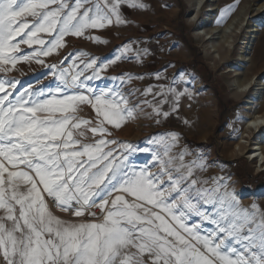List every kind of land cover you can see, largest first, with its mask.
<instances>
[{"label": "snow or ice", "instance_id": "snow-or-ice-1", "mask_svg": "<svg viewBox=\"0 0 264 264\" xmlns=\"http://www.w3.org/2000/svg\"><path fill=\"white\" fill-rule=\"evenodd\" d=\"M122 4L147 7L141 0H0V264H264V210L243 207L223 177L197 175L207 165L174 152L176 133L150 138L152 148L108 139L106 124L120 129L143 112L122 91L143 77L113 76L117 86L98 90L89 81L127 59L130 44L99 64L70 54L75 71L50 66L55 87L21 90L8 78L19 63L42 64L67 36L126 23ZM21 45L33 50L22 53ZM159 87L154 99H161L143 103L150 117L167 118V96L175 110L184 93ZM82 105L96 113L95 126L78 115ZM137 151L150 153L152 163L135 165ZM53 208L84 219H61Z\"/></svg>", "mask_w": 264, "mask_h": 264}, {"label": "rangeland", "instance_id": "rangeland-1", "mask_svg": "<svg viewBox=\"0 0 264 264\" xmlns=\"http://www.w3.org/2000/svg\"><path fill=\"white\" fill-rule=\"evenodd\" d=\"M141 2L147 7L139 9L121 5V16L126 23L90 30L84 37L67 36L63 48L57 49L56 53L48 57H40L42 64L35 61L19 63L16 69L7 73L8 78L20 81L18 88L21 90L25 87L35 90L45 85L55 87L59 81L52 75L54 69L50 66L55 64V71H75L72 67L74 56L70 54L86 53L84 59L96 57L99 64L111 60L122 46L130 44L132 51L126 53L127 59L110 65L101 73L102 79L89 81L92 87L98 90L117 86L119 82L110 79L113 76L130 74L133 77H143L133 79L122 87L125 94L131 93V104L140 103L143 112H139L135 120L128 121L120 129L106 124L105 127L113 133L108 139H116L137 148H152L154 146L148 143L150 138L159 134L176 133L179 141L174 152L186 150L190 153L185 156V162L197 156L203 157L207 169L197 175L209 180L213 177H223L228 190L236 195L243 207L256 204L264 210V172L257 173L255 163L248 159L251 148L242 154L235 153L242 138L245 119L241 116V110L245 98L238 97L231 91V78L225 71L237 57L240 36L235 38L233 54L230 55L220 48L221 60L214 63L212 44L196 36V26L189 21L191 0ZM210 4L213 5L212 8H207ZM207 5L202 10L199 22L203 23L207 11L212 9L215 13L213 24L209 27L212 28L224 26L241 9L248 16L252 15L254 9L264 5V0H209ZM260 15H264V9ZM26 19L31 22L33 18ZM39 35L42 39H51L45 33ZM88 35L99 37L106 43L94 42L86 38ZM259 36L252 54L253 63L242 64L239 69L241 78L259 73L264 80V23L259 27ZM216 40L223 45L217 36ZM38 47L39 45H33V48ZM189 47L195 49L196 53L190 51ZM21 50L25 53L33 49L21 45ZM137 51L140 52L139 60L136 58ZM88 74L90 72L85 73ZM157 74H160L159 79ZM4 75L0 73V78ZM160 85L164 86L165 91L172 87L184 93L179 97L175 110L174 97L171 94L167 96L168 102L161 105L162 111L169 112L167 118L162 115L156 117L155 114L150 117L148 114L152 113V108L143 103L145 100L155 103L161 99L160 96H155L154 99V94L160 91ZM149 87H152L153 93L143 95L144 90ZM200 87L206 90L202 91ZM217 92L223 99L222 110ZM81 109L78 115L90 120L95 126L96 113L91 106L82 105ZM258 110L264 111V94ZM157 119L159 123L156 122ZM87 135L92 136L90 132ZM130 160L137 166L152 163L150 153L140 151L133 153ZM242 160L246 161V166ZM53 212L65 220L84 219H70Z\"/></svg>", "mask_w": 264, "mask_h": 264}, {"label": "bare ground", "instance_id": "bare-ground-1", "mask_svg": "<svg viewBox=\"0 0 264 264\" xmlns=\"http://www.w3.org/2000/svg\"><path fill=\"white\" fill-rule=\"evenodd\" d=\"M208 2L209 0H191V11L188 18L196 26V36L212 44L213 53H215L213 55L214 63L221 60L220 48L225 49L230 55L233 54L235 38L240 36L237 57L232 60L225 71V74L231 78V91L236 96L245 98L241 110V116H244L245 119L242 138L235 153L242 154L243 151L251 148L248 159L255 163L256 172L262 173L264 172V111L260 112L258 106L261 104L264 94V80L259 73L241 78L239 69L242 64L253 63L252 54L260 39L259 27L264 23V15H260L264 5L258 6L249 16L241 9L224 26L209 28L213 24L215 15L212 9L207 11L203 23L199 22L202 10ZM212 6L211 4L207 5V8H212ZM216 36L222 40L223 45L216 40ZM200 88L202 91L206 90L203 87ZM239 115L240 113H238Z\"/></svg>", "mask_w": 264, "mask_h": 264}, {"label": "built area", "instance_id": "built-area-1", "mask_svg": "<svg viewBox=\"0 0 264 264\" xmlns=\"http://www.w3.org/2000/svg\"><path fill=\"white\" fill-rule=\"evenodd\" d=\"M50 207H51V204H50ZM53 211H55V212H57V213H59L60 215H62V216H64V217H66V218H70V219H72V218H76V217H73V216H71L69 213H65V212H60V211H58V210H56V209H52ZM93 211H95V212H97V215L99 216V209H93ZM88 219H93L92 217H88Z\"/></svg>", "mask_w": 264, "mask_h": 264}, {"label": "trees", "instance_id": "trees-1", "mask_svg": "<svg viewBox=\"0 0 264 264\" xmlns=\"http://www.w3.org/2000/svg\"><path fill=\"white\" fill-rule=\"evenodd\" d=\"M190 51H193L194 53H196V50L193 49L192 47H189ZM217 96H218V99H220V106H221V110L223 109V99H221V94L219 92H217ZM242 162L244 163V166H246V161L245 160H242ZM244 180V179H242Z\"/></svg>", "mask_w": 264, "mask_h": 264}]
</instances>
